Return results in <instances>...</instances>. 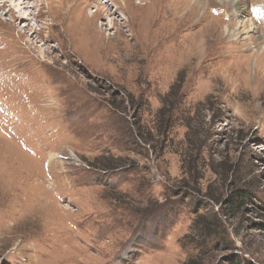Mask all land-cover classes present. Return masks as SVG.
Returning a JSON list of instances; mask_svg holds the SVG:
<instances>
[{"label":"rangeland","instance_id":"1","mask_svg":"<svg viewBox=\"0 0 264 264\" xmlns=\"http://www.w3.org/2000/svg\"><path fill=\"white\" fill-rule=\"evenodd\" d=\"M20 1L0 10V264H264L259 0Z\"/></svg>","mask_w":264,"mask_h":264},{"label":"bare ground","instance_id":"2","mask_svg":"<svg viewBox=\"0 0 264 264\" xmlns=\"http://www.w3.org/2000/svg\"><path fill=\"white\" fill-rule=\"evenodd\" d=\"M11 2H12V0H10ZM10 1H8V0H0V10H2V9H4V6L3 5H6L5 3H9V4H12ZM30 1H33V0H22V1H20L21 2V4H25V6L26 7H30ZM111 1V3L113 2L114 4H116V7L117 8H119V4H118V2L116 1V0H108V5H111V3H109ZM124 1V0H123ZM229 1H231L232 2V4H233V6L234 7H236V10H237V12H238V15L240 16L241 14H245V12H244V9H245V7H246V5H245V3H244V1H242V0H229ZM261 1V2H260ZM19 2V1H18ZM256 2V1H255ZM259 3L258 4H260V5H257V6H260V9H261V11L263 12V14H258V12H256L254 9H252V10H248L247 11V14H246V16L248 15L249 16V14H251V16H249L250 18H251V20L254 22H256V21H261V20H264V5H261V3L262 2H264V0L262 1V0H259L258 1ZM32 3V2H31ZM158 3V2H157ZM156 3V4H157ZM9 4H8V6H9ZM20 4V3H19ZM43 4H44V2H43ZM200 3H199V1H198V5H199ZM18 5V4H17ZM125 5H126V3H125ZM100 6V5H99ZM112 6V5H111ZM14 7H16V6H14ZM97 7V6H96ZM101 9V8H100ZM5 10V9H4ZM67 10V9H66ZM96 11H99V9L97 8V9H95ZM17 11V10H16ZM94 13H95V11H94ZM94 13H92L91 15H92V17H94ZM123 15H126V10H124V9H122V12H121ZM19 14V13H18ZM235 17H237V14H235V13H232ZM28 16V15H27ZM31 16V12H30V14H29V17ZM127 16V15H126ZM28 17V18H29ZM16 18H18V19H20V17H16ZM24 18V17H23ZM125 19V18H124ZM24 20H26V21H28L27 20V18L25 19L24 18ZM126 20H127V22L129 23L130 22V18H129V16H127V18H126ZM28 24H30V23H28ZM110 24H113L112 23V21L110 22ZM31 25V24H30ZM249 27L248 28V30L250 31V29H255V28H251L250 26H251V24H250V26H248V24L246 23V24H243L242 23V25H241V27H244V30L243 31H240V32H244L246 29H247V27ZM263 26H264V21H263ZM114 27V26H113ZM110 28H111V26H110ZM28 29V28H27ZM256 29H257V31H258V28L256 27ZM253 36V34L250 36V38H253L252 37ZM238 40V39H237ZM263 85H264V82L262 83Z\"/></svg>","mask_w":264,"mask_h":264},{"label":"trees","instance_id":"3","mask_svg":"<svg viewBox=\"0 0 264 264\" xmlns=\"http://www.w3.org/2000/svg\"><path fill=\"white\" fill-rule=\"evenodd\" d=\"M248 201V194L245 191L239 189L232 192V195L227 200L229 207L232 209H240Z\"/></svg>","mask_w":264,"mask_h":264}]
</instances>
